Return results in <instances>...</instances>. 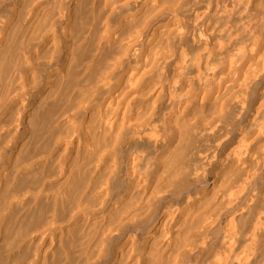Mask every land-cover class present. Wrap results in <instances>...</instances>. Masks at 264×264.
Masks as SVG:
<instances>
[{"label":"bare ground","instance_id":"bare-ground-1","mask_svg":"<svg viewBox=\"0 0 264 264\" xmlns=\"http://www.w3.org/2000/svg\"><path fill=\"white\" fill-rule=\"evenodd\" d=\"M0 264H264V0H0Z\"/></svg>","mask_w":264,"mask_h":264}]
</instances>
